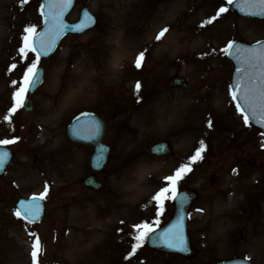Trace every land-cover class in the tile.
Returning <instances> with one entry per match:
<instances>
[{
    "label": "rangeland",
    "instance_id": "374dc122",
    "mask_svg": "<svg viewBox=\"0 0 264 264\" xmlns=\"http://www.w3.org/2000/svg\"><path fill=\"white\" fill-rule=\"evenodd\" d=\"M152 2L153 0H130L129 3L125 0H75V6L67 17L68 21L75 22L80 9L86 6L97 18L96 27L80 36L66 37L53 56L42 59L40 67L44 69L43 82L29 95L32 110H18L12 123L5 122L3 117L11 106V81L18 80L22 75L23 65L19 62V57L15 60L17 69L8 72L10 82L1 89L3 95L0 96V139H10L16 135L20 140L16 144L8 145L13 151V157L0 177V219L5 221V224L0 221V241L8 253L15 257H2L0 264H31L30 254L29 262L27 258V241L30 240L33 244L37 237L40 248L37 250L38 264H83L84 255L83 258L80 255L77 260L71 261L62 252V246L72 231L96 234L91 242L81 241L80 245L86 249L88 260L95 259L99 252L105 251L100 264H107V244L110 245L108 254L112 256V264H206L212 258L211 255L225 258L238 253L239 249L236 248H240V242L237 243L239 232L236 225L218 219L216 212H204L213 202L208 201L204 195L209 193L210 167H219V172L224 175L233 167L232 163L239 157L241 149L264 154V137L250 126H245L242 117L235 110V105L230 103L231 98L227 93L232 64L225 59L220 49L229 40L253 42L264 38V21L237 19L228 12L202 29L209 37L217 39L216 47L203 45L200 49L191 48L189 56L181 49L162 56L157 52L162 49L160 43L156 41L151 44V41L143 40L150 45L140 68L143 78L139 92L136 91L139 80L123 81V72L126 74L132 70L123 63L108 66V69L112 67L116 72L117 79L114 77L103 86L99 83L96 87L91 86V83L90 86L84 85V76L97 75L102 80L108 79L113 72L99 73L102 67L103 71L107 70L106 60L99 50L102 45L113 42L120 33L113 20L105 19L104 15L114 17L122 8L130 6L135 19L127 21L129 23L126 27L130 24L135 29V35L141 34L143 37L145 29L152 31L149 40L165 26H169L172 33L189 29L188 21L180 17L179 13H167L162 21L164 23H159L165 0ZM192 3L197 10L195 23L200 30L199 25L215 14L220 0H193ZM39 4L40 0H28L27 3H23V0H0V17L4 13L15 14L19 16L18 22L22 28L35 24L38 30L41 26ZM152 4L156 11L151 17L158 22L153 26L147 19ZM169 22L173 24L170 26ZM139 29L142 30L139 32ZM20 38L21 35L19 40ZM93 62L99 63V66L94 67ZM191 62L199 64L197 71L192 69ZM184 76L189 79L187 89H178L171 85L174 77ZM77 79L78 82L73 86ZM194 90L200 93L207 90L212 93L219 92L218 100L228 105L231 113L226 116L213 113L209 116L214 124L212 129L207 127L206 121L199 132L188 130L185 137L180 136V133L175 132L171 120V111L173 108L178 109V106L170 100H182ZM169 105L172 108L166 111L165 108ZM45 107L50 109L45 112ZM81 111H96L107 124L105 141L112 150L107 165L97 174L102 181V188L98 191L86 189L82 185L83 178L91 173L88 164L91 149L71 143L66 136L67 125ZM223 124L228 126L219 144L211 145L210 141H205L207 151L203 160L192 165L193 171L180 184L181 189L187 188L198 193V200L192 208L189 220V235L192 245L198 250L197 257L183 259L160 254L148 249L145 241L134 257L124 260L123 257L131 250L130 245L134 242L132 225L142 220L151 222L155 218L154 204L147 207L145 205L148 204L149 197L158 190L164 176L171 174L181 162L187 163L188 156L199 146V141L209 133L221 131ZM45 129L49 135L44 133ZM157 141L170 142L171 155L161 158L152 156L149 147ZM242 141L244 144L248 142V145H244ZM46 181L50 191L42 222L29 225L17 220L12 215L17 199L38 194L43 190ZM172 212L173 202L168 201L165 213L160 217V226L168 220ZM223 213L225 212H220ZM121 220L124 221L123 224L120 223ZM207 229L212 231L210 240ZM26 232L35 235H30L27 240L24 235ZM218 240L219 243H225L232 253L226 255L228 250L223 246L215 248ZM95 247L98 250L94 255L92 248ZM240 250H248L254 257L255 264H264V254L263 259L256 257L264 251L262 245L256 244L247 249L242 247Z\"/></svg>",
    "mask_w": 264,
    "mask_h": 264
},
{
    "label": "snow or ice",
    "instance_id": "6c2138e0",
    "mask_svg": "<svg viewBox=\"0 0 264 264\" xmlns=\"http://www.w3.org/2000/svg\"><path fill=\"white\" fill-rule=\"evenodd\" d=\"M28 0H23L27 3ZM73 0H45L40 5L42 17V30L37 31L35 24L25 25L18 41L16 51L19 62L23 65L22 75L18 80L13 79L11 84V106L3 119L5 122L12 123L14 115L20 109L31 110L29 94L43 82V71L40 67L42 58L49 57L55 50L61 36L68 31L82 33L90 26L96 23V18L89 12H83V19L77 24L68 25L64 22V14L72 5ZM235 5L241 12L248 15H264V0H220L215 14L203 21L199 28L203 29L206 25H212L215 21L222 18L229 12V6ZM44 9H47L44 11ZM169 31V26L163 27L156 35L155 41L159 42ZM148 47L138 51L135 56L134 66L140 69L145 61ZM226 56L232 57L236 61V79L228 86V96L230 103L235 105L236 112L242 117L243 124L249 126L252 123L264 128V44H258L251 48L229 40L226 45L220 49ZM204 55H207L205 53ZM17 63L9 65L8 71L11 73L17 69ZM141 85L136 84V91L139 92ZM214 126L212 119L207 120V127L212 129ZM102 125L90 112L81 111L74 117L69 133L77 140L90 141L96 144L94 156L92 157V166L95 169H102L106 162V153L108 149L98 138L101 136ZM20 137L13 135L10 139H0V171H3L10 157L8 150H3L4 146L13 145L19 142ZM163 148L164 145H159ZM207 151V145L204 139L199 141V146L187 158V163L181 162L171 174L164 176L163 182L158 186V190L149 197L148 205L154 204L155 218L151 222L141 221L132 225V240L130 251L123 257L129 260L134 257L139 249L142 248L146 240H152L153 243H160L170 249L187 251V242L185 238V221L190 216L186 211V205L190 200V194L183 191L180 187L181 182L193 171L192 165L203 160L204 153ZM232 172L237 173L233 168ZM131 179V178H129ZM91 182V181H90ZM50 186L46 181L43 190L38 194H33L27 200H20L18 207L15 208L12 215L17 220L26 224H33L40 219L43 211V202L48 198ZM175 202L178 208L176 220L157 231L160 227V217L165 213L166 202ZM202 211V209H196ZM124 223L123 220L120 221ZM30 235H35L30 233ZM38 245L39 239L32 244L30 252L31 264H38ZM234 264H248V258L245 257Z\"/></svg>",
    "mask_w": 264,
    "mask_h": 264
},
{
    "label": "bare ground",
    "instance_id": "6f19581e",
    "mask_svg": "<svg viewBox=\"0 0 264 264\" xmlns=\"http://www.w3.org/2000/svg\"><path fill=\"white\" fill-rule=\"evenodd\" d=\"M116 1H122V0H116ZM125 1H127V3L130 2V0H125ZM192 1L193 0H165L164 5H162L163 16L161 14L162 17L159 19L158 22L161 23L167 13L168 15L169 14L175 15L179 13L180 17L188 21L187 25L189 29L180 30V32L178 31V33H172L168 31L165 34V36L162 37V39L158 42L162 47V49H159L160 52L159 50L157 51L158 54H162V56H166L165 54L174 53L175 50L181 49L184 50V53L189 56L188 53H190L191 48L200 49L203 47V45L216 47L217 39L215 37H209V35H207L202 29L198 30V27L195 23V21L197 20L196 19L197 10L195 9V6L193 5ZM154 2L155 0H153L152 3ZM6 8L7 6L5 5L4 9ZM149 9L150 10L149 13L147 14L148 15L147 19L149 22L151 21L150 24L151 26H153L155 23H158L156 22L157 21L156 19H152L151 17L152 13L156 11V8L152 4ZM104 17L109 21L113 20V22L115 23V28H117L120 33L116 35L115 39L113 38L114 39L113 42H108L106 46L102 45L101 50H99L103 59L106 60L105 65L107 66V70L103 71V67H102L99 73L110 74L111 71H113V68L109 67L108 69V66H111L113 64L123 63L126 67H128V69L132 68L131 72L128 71L126 74L125 71L123 72V81L137 82L139 80L140 84H142L141 82V78H143L142 71L141 69L140 70L136 69L134 66L135 56L138 53V51L144 49L145 47H148L149 49L150 44L145 42L151 41V44H154L156 42L155 36L151 40H149L152 31H148L145 29L144 37H143L139 33L142 29H139L138 30L139 32L136 31L137 34H140L139 36H137L135 35L134 27H132L130 24H128L129 27L128 26L126 27V24L129 23L127 21L131 19L133 20L135 19L131 14L130 6H127L124 9L122 8V10L118 11L116 15H114V17L113 16L106 17L105 15ZM18 19L19 16L15 14L7 15L4 13L3 16L0 17V96L1 97L3 95V93H1V89H3L5 85L8 86L10 82L8 78V72H9L8 67L10 64L14 63L15 60L18 59V53L16 51V48L18 46L19 36L21 35V31L23 29L22 26H20ZM169 24L171 26L173 22H169ZM157 33H155V35ZM143 40H145V42ZM84 63H86V61H84ZM93 63H94V67L99 66V63L96 62ZM191 65H192V69H194L195 71L199 69L198 63L194 62ZM113 72L110 74L108 79H102V80L99 79L97 75L90 77L84 76L83 79L85 80V82L83 81V83L84 85L87 84V86L90 83L91 86L95 85V83H99L100 86H103L104 83L112 80L114 77H116V79L118 78L116 72L115 71ZM76 82H78V79L75 81L73 86H75ZM50 83H52V80L50 81ZM219 94H220L219 92L215 93V91H213L212 93L210 90H207L203 93L194 90V92H191L190 94L186 95L182 100H178V101L170 100V102L173 101L175 102L174 104L178 106V109L173 108V111H171L172 113L171 120L174 123L173 128L175 132L180 133V136L185 137V135L188 134L186 133L188 130L191 131L196 130L199 132V129L202 126V124H204L209 119V116L211 114L214 113L217 115H225V116L229 115L231 113V109L230 107H228V105H225V103L218 100L220 98ZM170 108L172 107L169 105L165 109L167 111L170 110ZM49 109L50 108L45 107L43 110L47 112ZM225 126L226 125L223 124L224 128L219 132L209 133L206 137H204L205 141L214 140L215 144H219L222 137L221 133L224 131ZM47 132L48 130L45 129L44 133L46 134ZM44 143L46 142L44 141ZM121 207L124 208V205H122ZM0 221L2 222V224H5V221H2L1 219ZM24 235L28 240V236L26 234ZM95 236L96 234L94 232H86L85 234L82 233L79 234L77 232L72 231L67 237L68 238L67 242L62 246L63 249L62 252L64 254H67L68 258L71 261L77 260L80 255L82 256L81 258H83L84 255L85 259L83 258L84 260L83 264H100V261L103 258L102 255L103 254L105 255L106 253L105 251L99 252L98 257H96L95 259L88 260V258L86 257L87 252H85L86 249L80 245L81 241L84 242L86 240L87 242H91V240ZM109 247H110L109 244L105 246L107 250L106 261L107 264H112L113 262L111 259L112 256L110 257L108 254ZM31 249H32V242L28 240L27 251H26L27 258ZM96 250H98L96 247L92 248V252L94 255L96 253ZM2 257H6L7 259L8 258L12 259V257L14 256L8 253V251L1 245V241H0V258ZM28 262H29V258H28ZM71 264H79V263L72 262Z\"/></svg>",
    "mask_w": 264,
    "mask_h": 264
},
{
    "label": "flooded vegetation",
    "instance_id": "af4514ba",
    "mask_svg": "<svg viewBox=\"0 0 264 264\" xmlns=\"http://www.w3.org/2000/svg\"><path fill=\"white\" fill-rule=\"evenodd\" d=\"M242 142L244 144V141ZM247 143L244 145H248ZM262 154L251 149H241L239 157L232 163L233 167L226 172L230 176L224 172V175L220 173L217 166L210 167L209 193L204 195L208 201L213 202L204 212H216L218 219L235 224L239 232L237 243L240 242V248L247 249L256 244L264 247V154ZM233 168L237 169L236 174L232 172ZM249 254L247 250L239 256Z\"/></svg>",
    "mask_w": 264,
    "mask_h": 264
},
{
    "label": "water",
    "instance_id": "95a60500",
    "mask_svg": "<svg viewBox=\"0 0 264 264\" xmlns=\"http://www.w3.org/2000/svg\"><path fill=\"white\" fill-rule=\"evenodd\" d=\"M73 1H74V0H73ZM44 2H45V0H42V3H44ZM42 3H41V4H42ZM72 5H73V2H72ZM72 5L66 10L63 19L65 18V15L67 14V12L71 9ZM46 10H47V9H44V11H46ZM229 10H230V12L233 13L236 17L248 18V19H258V20H263V19H264V15H248V14H246L245 12H241L239 8L235 7V5L229 6ZM84 11H87V10H86V9H83V10L81 11L80 20L83 19V12H84ZM87 12H88V11H87ZM40 13H41V9H40ZM80 20H79V21H80ZM79 21H78V22H79ZM64 22H65V19H64ZM78 22H77V23H78ZM65 23H66V22H65ZM77 23H75V24H77ZM66 24H68V23H66ZM68 25L71 26V25H74V24H68ZM92 26H93V25H92ZM92 26H90L89 28H91ZM42 27H43V25H42ZM42 27H41L40 30H42ZM89 28H88V29H89ZM40 30H39V31H40ZM86 30H87V29H86ZM39 31H38V32H39ZM84 31H85V30H84ZM68 33H75V32L68 31V32H66L65 34H63V35L61 36V38H62L64 35L68 34ZM61 38H60V40H61ZM60 40H59V41H60ZM59 41H58V43H59ZM234 42L237 43V44L243 45L244 47H248V48H251V47L256 46V45L258 44V42H256V43H252V44H248V43L243 42L242 40H235ZM58 43H57V45H58ZM259 43H260V44H264V40L259 41ZM56 47H57V46H56ZM55 49H56V48H55ZM53 52H54V51H53ZM53 52H52V53H53ZM52 53H51V54H52ZM51 54H50V55H51ZM225 56H226V55H225ZM46 58H47V57H46ZM226 58H227V59L233 64V66H234V69H233V72H232V76H231V83H232V82L236 79V72H235L236 61H235L232 57H229V56H226ZM42 71H43V69H42ZM231 83H230V84H231ZM172 84H173L174 86H176V87L186 88L187 85H188V79H187V78H175V79L173 80ZM37 87H38V86H37ZM37 87H36V88H37ZM31 93H32V92H31ZM31 109H32V105H31ZM24 110H25L26 112L30 111V110H28V109H24ZM92 115H93L94 117H96V119L99 120V121L101 122V125H102V131H101V136H100L98 139H99V140H103V137H104L105 132H106V128H105L104 122H103V120H102L99 116H97V115H95V114H92ZM77 116H78V115H77ZM73 122H74V119L71 121V123L68 125V128H67V136H68V138H69L72 142H74V143H76V144L92 147L93 150H94V153H95L96 144H95L94 142L77 140V139H74V138L70 135V133H69V129H70V126H71V124H72ZM253 124L256 126V128H258L259 130H261L262 133H264V128L260 127V125H258V124H255V123H253ZM102 143H103V142H102ZM159 145H164V147L161 148V147H159ZM105 146H106V145H105ZM106 148H107L108 151H109V148H108L107 146H106ZM3 150H8V151L10 152V150H9L8 148H6V147H4ZM108 151H107V153H106V158H107V155H108ZM169 152H170L169 145H168L167 143H165V142L156 143V144H154L153 146H151V148H150V153H151V154H154V155L162 156V155H167ZM94 153H93L92 157L94 156ZM92 157H91V163H90L91 168L94 169V170H96V171L100 170V169H95V168L92 166V164H93ZM10 159H11V152H10V157H9L8 162L10 161ZM8 162H7V164H8ZM7 164H6V165H7ZM5 167H6V166H5ZM4 169H5V168H4ZM3 171H4V170H3ZM3 171H0V175L3 173ZM90 181H91V182H90ZM83 185H84L85 187L90 188V189H93V190H97V189H99L100 186H101L100 182H98V181L96 180V178L93 177V176H91V177H87L86 179H84V181H83ZM192 198H193V196H192V194H190V200H189L188 205H186V211L188 210V207H189V205H190V203H191V201H192ZM20 200H24V199H20ZM20 200H19V201H20ZM19 201H18L17 204H16L17 207H18ZM42 215H43V211H42V213H41L40 219H39L38 221H36L35 223H38V222L41 220ZM177 215H178V208H177V206H176V204H175V212H174L173 216H172L171 219L167 222V224H165L163 227L157 229V231L159 232V231H161L163 228L167 227L169 224L173 223V222L176 220ZM186 223H187V219H186V221H185V238H186V242H187V251H179V250H177V249H170V248H167V247L163 246L162 244H160V243H158V242H157V243H153L152 240H150V239L146 241L147 246H148L150 249H152V250H155V251H158V252H162V253H165V254H176V255H179V256H182V257H185V258H191V257H193V256L195 255V251L193 250V248H192V246H191V244H190V240H189L188 233H187V224H186ZM236 261H237V260H235V261H228V262H218V263H212V264H234V262H236Z\"/></svg>",
    "mask_w": 264,
    "mask_h": 264
}]
</instances>
